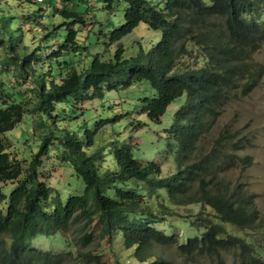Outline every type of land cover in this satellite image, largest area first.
Returning a JSON list of instances; mask_svg holds the SVG:
<instances>
[{"label": "trees", "instance_id": "obj_1", "mask_svg": "<svg viewBox=\"0 0 264 264\" xmlns=\"http://www.w3.org/2000/svg\"><path fill=\"white\" fill-rule=\"evenodd\" d=\"M44 2L61 17L45 36L57 42L56 50L47 48L46 72L34 68L41 59L39 48L18 54L19 31L10 43L0 32V48L8 57L5 71L18 86L28 80L33 84L22 92L0 82V183L13 186L0 189V264H173L158 249L181 257L207 256L213 264H225L223 253L233 254L239 264H264V220L252 197L231 187L225 176L238 163L252 165L250 156L239 154L249 139L225 130L213 143L206 142L223 106L237 94H249L262 78L263 66L251 56L264 44V0H106L107 10L114 2L123 6L122 23L108 33L99 29L106 21H86L87 11L96 12L91 0ZM0 16L6 26L17 18ZM140 24L160 37L151 48L130 45L135 52L128 57L121 41ZM90 39L120 45L110 60L94 54L89 62ZM194 47L201 59L188 57ZM85 55L84 66L77 69L75 63ZM181 57H187L186 64ZM119 76H124V88L150 84L155 94L144 99L140 113L155 123L185 95L165 129L174 174L162 176L158 163L135 159L128 146L113 150L116 170L104 169L101 149L89 152L93 133L87 131L80 140L67 130L56 136L48 129L50 122L56 124L59 104L101 97L118 88ZM32 115L39 117L36 127L43 132L35 139L30 130L37 149L23 166L7 150L4 135ZM52 150L81 180L80 192L62 194L47 183L45 158ZM189 205L201 211L180 216L173 210ZM172 220L193 228L194 235L180 241ZM78 224L82 246H92L88 251L69 238ZM40 238L55 239L63 250L34 246Z\"/></svg>", "mask_w": 264, "mask_h": 264}, {"label": "rangeland", "instance_id": "obj_2", "mask_svg": "<svg viewBox=\"0 0 264 264\" xmlns=\"http://www.w3.org/2000/svg\"><path fill=\"white\" fill-rule=\"evenodd\" d=\"M31 2L28 0H0V15L14 16L19 19L18 21L15 18L8 26L1 19V37L10 43L12 40L16 41L19 35H22V41L16 51L18 54L24 51L30 53L34 49L39 48L38 57L41 59L35 62L34 68L39 73L40 70L46 72L48 67H46L47 58L45 55L49 51L47 48L52 46L53 50H56L55 43L57 42L51 38L47 39L45 36L49 32L48 29L52 28V24L56 26L60 23L61 17L44 0H31ZM91 2L96 12H93V10L87 11L85 15L87 16L85 17L86 21H106L102 27L97 22L99 29L106 33L122 23L123 6H118L114 2L111 10H107L104 8L107 4L106 0H91ZM80 7L83 8L82 5ZM107 22L109 25L106 24ZM143 25L140 24L130 35L122 39L121 46L127 51L126 56L129 57L135 52V49L129 47L130 45H137L136 49L138 45L147 49L157 43L160 33L149 30ZM97 26L94 28L95 31L98 29ZM17 31H19V35ZM62 33L64 34V31ZM102 42V39L98 43H93L92 39L88 41L90 46L87 52L90 53L88 55L89 62L94 54H99L102 59L110 60L120 45L119 43L104 44ZM4 48V46L0 48V82L6 87H13L24 92L33 84L30 80L26 84H21V86L13 82L11 72L5 71L4 64L7 61L5 59H8V57L5 54L6 52H4ZM188 54V57L192 59L197 57L201 59V55L195 47ZM65 57L68 58L67 55ZM84 59L87 60V55L83 57L82 62H79V64L75 63L77 69L84 66ZM180 60L186 64L187 57H181ZM251 60L262 65L264 69V44L252 54ZM66 71L65 69L61 74L64 75ZM115 80L119 82L118 88L111 91L105 90L101 97L86 99L85 102L79 104H75L74 101L70 102L71 100L68 104H59L60 113L56 124L54 126L50 122L48 129L52 128L57 134L56 136L64 134V131L67 130L74 133L80 140L86 139L87 131L93 133L94 143L90 147L89 152L97 148L101 149L104 154V162H102L104 169L116 170L113 150L116 147L128 146L135 159L142 162L158 163L162 169V176L174 174L176 165L172 155L167 153L165 148L167 143L165 129L169 128L173 114L184 102L185 95L172 102L161 118V122L155 123L140 113L141 107L145 103L144 99L151 98L155 94L150 84L145 81L133 82L130 86L124 88L121 84L124 76H119ZM59 81L60 77L56 79V82ZM38 120L39 117L36 115L30 116V118L26 117L24 123L18 124L17 128L4 135L7 150L13 158L16 157L20 160L23 166L28 163L30 153L37 149L36 140L30 141V130H33L35 139H39L43 132L39 127H36ZM225 130L233 132L237 139L242 138L244 135L249 139L246 149L240 151L239 154L250 156L252 165L246 167L238 163V165L227 171L225 176L231 187H240L243 193L252 197L251 199L259 212L260 218L264 220V73L253 91L246 95L237 94L223 106L220 115L207 133L209 139L206 142L209 144L213 143L220 131ZM44 168L47 183L59 189L62 194L67 195L81 191V180L74 174L70 175L72 170L69 165L60 161L57 150H52L49 156L45 158ZM9 184L10 182L0 183V189L10 191L13 186ZM151 200L153 202L154 199ZM173 210L180 216H185L188 213L198 214L201 208L198 205H189L186 207H173ZM205 211L208 212L209 209H205ZM175 219L177 220L178 218L176 217ZM173 222H171L172 226ZM176 222H174V225L177 224ZM178 226L181 233L180 241L182 242L185 240L186 235L192 236L195 233L194 229L188 225L182 224ZM230 232L240 235L236 229L231 228ZM81 233V224L74 225L70 229L69 238L76 242L78 249L88 251L92 246H82L80 241ZM33 245L52 252L63 250L62 245L57 243L55 239L40 238L34 241ZM156 253L169 259L173 264H213L211 258L207 256L181 257L173 254L172 250L164 249H158ZM223 259L225 264H239L231 253H223Z\"/></svg>", "mask_w": 264, "mask_h": 264}]
</instances>
